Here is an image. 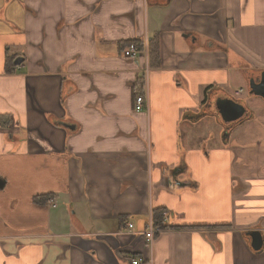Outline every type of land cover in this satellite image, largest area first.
I'll return each mask as SVG.
<instances>
[{
    "label": "crops",
    "instance_id": "obj_1",
    "mask_svg": "<svg viewBox=\"0 0 264 264\" xmlns=\"http://www.w3.org/2000/svg\"><path fill=\"white\" fill-rule=\"evenodd\" d=\"M262 71L264 0H0V264H264Z\"/></svg>",
    "mask_w": 264,
    "mask_h": 264
},
{
    "label": "water",
    "instance_id": "obj_2",
    "mask_svg": "<svg viewBox=\"0 0 264 264\" xmlns=\"http://www.w3.org/2000/svg\"><path fill=\"white\" fill-rule=\"evenodd\" d=\"M20 63L17 62L16 64L19 65ZM249 93L264 101V71H262L258 80L254 78L250 79ZM215 106L225 131L232 126L243 123L252 116V111L248 106L232 96L218 98ZM246 235L249 238L250 246L253 250L261 251L264 249V234L261 231L250 230L246 232Z\"/></svg>",
    "mask_w": 264,
    "mask_h": 264
},
{
    "label": "trees",
    "instance_id": "obj_3",
    "mask_svg": "<svg viewBox=\"0 0 264 264\" xmlns=\"http://www.w3.org/2000/svg\"><path fill=\"white\" fill-rule=\"evenodd\" d=\"M132 43L137 44L139 46L140 50L144 49V42L143 41L134 40L132 42H129L128 45H130ZM150 44H151L150 56H151L153 62L159 61V46L157 44V39H153V42H151ZM6 71L7 72L10 71L9 67L6 68ZM136 97H138V95H136ZM51 199H52V195H41V196L35 197L34 201L36 203H39V204H47L48 202L51 201ZM166 214H169V213L165 209H154L152 212V220H153L155 227L160 228L163 231L176 228V227L168 225L166 223V221H165ZM123 218H126V216H121V219H123ZM179 228H182V227H179ZM190 228H192V227H190ZM245 236L247 239H249L248 236L246 235V233H245ZM256 252H260V251H256Z\"/></svg>",
    "mask_w": 264,
    "mask_h": 264
},
{
    "label": "built area",
    "instance_id": "obj_4",
    "mask_svg": "<svg viewBox=\"0 0 264 264\" xmlns=\"http://www.w3.org/2000/svg\"><path fill=\"white\" fill-rule=\"evenodd\" d=\"M140 54H142V52L139 49V46L137 44H135V43L130 44L128 46V48L126 49V51H125V55L127 57H135V56H138ZM238 93H239V91L237 92V94ZM147 105H148V102H147V100H146V98L144 96L136 97L135 102H134V107H135V110L137 112L142 111L145 108V106H147ZM169 217H170L169 214H166V216H165V221L166 222L168 221ZM128 226H129L130 229L133 228V224L132 223L129 224ZM162 231H163L162 229L155 227V225L153 223V220H152V217H151L150 222H149V224L147 226V229H146V231L143 234H144V236L147 238V240L149 242H152L153 239L155 238V236L157 234H160ZM144 262H145L144 258H142V257H133V258L129 259V263L130 264H144Z\"/></svg>",
    "mask_w": 264,
    "mask_h": 264
},
{
    "label": "rangeland",
    "instance_id": "obj_5",
    "mask_svg": "<svg viewBox=\"0 0 264 264\" xmlns=\"http://www.w3.org/2000/svg\"><path fill=\"white\" fill-rule=\"evenodd\" d=\"M247 91L248 90H245V92L242 94V96L245 97L246 105L249 106L251 111L254 110L255 112H258V110L264 106L263 99L251 96Z\"/></svg>",
    "mask_w": 264,
    "mask_h": 264
}]
</instances>
